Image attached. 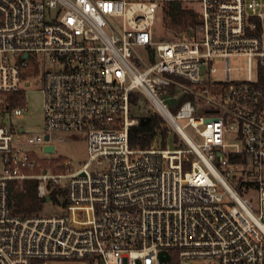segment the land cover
<instances>
[{
  "label": "built area",
  "instance_id": "1",
  "mask_svg": "<svg viewBox=\"0 0 264 264\" xmlns=\"http://www.w3.org/2000/svg\"><path fill=\"white\" fill-rule=\"evenodd\" d=\"M171 5L191 13L188 39L158 37ZM234 56L248 57L246 79H231ZM254 58L264 67V0H0V95L38 83L44 96L46 131L27 144L84 132L88 152L76 171L36 173L25 126L8 123L27 106L0 99V264H264ZM132 93L164 118V142L131 147ZM26 179L40 197L64 189L65 211L15 214L11 183Z\"/></svg>",
  "mask_w": 264,
  "mask_h": 264
},
{
  "label": "rangeland",
  "instance_id": "2",
  "mask_svg": "<svg viewBox=\"0 0 264 264\" xmlns=\"http://www.w3.org/2000/svg\"><path fill=\"white\" fill-rule=\"evenodd\" d=\"M189 19V18H188ZM188 19H185L183 24H188ZM187 21V22H186ZM158 37H164L165 39H174L177 35L182 36L187 29L184 30L174 27V21L168 16L166 9L160 13V19L157 25ZM191 36V34H189ZM137 51L143 57H147L144 49L142 47H137ZM214 66L218 69H223L225 67V60L216 59L214 61ZM231 66V79H246L248 77V66L249 60L246 56H234L230 59ZM260 67L258 65L257 59H253L252 63V73L254 79L258 78L260 74ZM213 77L225 79L224 72L218 71L213 74ZM24 96V98H23ZM43 93L41 91V86L35 83L32 87H25L19 93H5L0 95V99L5 100L6 103H12L15 105H26L27 110L25 112V118L22 120H17L10 113L8 115V123H11V119L14 124H21L25 126L26 133L23 136V142L25 143L24 149H33L32 154L35 160L40 165L36 168L35 172H43L47 170L51 173H69L76 171L87 161V135L84 132H60L53 133L51 136V142L56 145L55 151L53 153L44 152L43 148L38 145H28L26 140L30 135H41L46 131L44 122V111H43ZM10 112V110H8ZM152 113L148 100L140 95L139 103L132 108V115H144ZM187 133L197 141H201L198 137L196 131L192 128L187 129ZM228 143L235 142L234 136L228 137ZM170 147L173 146V142H168ZM250 159V158H249ZM66 164V165H65ZM237 175H242L241 173H236ZM66 180L62 181L64 185ZM65 196H60V203H55L48 201L44 204L41 214L44 215H58L65 211L62 206Z\"/></svg>",
  "mask_w": 264,
  "mask_h": 264
},
{
  "label": "trees",
  "instance_id": "3",
  "mask_svg": "<svg viewBox=\"0 0 264 264\" xmlns=\"http://www.w3.org/2000/svg\"><path fill=\"white\" fill-rule=\"evenodd\" d=\"M170 15L173 17L174 27L184 30L191 29V25L183 24V20L193 18L189 11L182 10L180 5L170 6ZM190 23V22H189ZM259 82L264 86V67L261 68L259 75ZM140 94H131V107L133 108L139 103ZM13 104L11 103L10 106ZM132 113V111H131ZM133 118H138V122L130 127V145L133 148H148L152 145L155 137L161 135L164 139L168 132V128L165 126L164 118L159 114H144V115H132ZM233 159V157H230ZM235 160L239 162H246L244 155L235 157ZM38 179H26L22 182L14 181L11 183V198L10 203L12 210L15 214L26 217L29 215H40L44 204L48 201L47 197H40L38 195ZM49 199L51 202L60 203V196H65L66 191L62 188H51L49 186ZM65 205V201L61 203Z\"/></svg>",
  "mask_w": 264,
  "mask_h": 264
},
{
  "label": "water",
  "instance_id": "4",
  "mask_svg": "<svg viewBox=\"0 0 264 264\" xmlns=\"http://www.w3.org/2000/svg\"><path fill=\"white\" fill-rule=\"evenodd\" d=\"M22 130H23V128H21V131ZM46 139L49 140L50 139V136L47 135L46 136ZM54 151H55V145H53V144H47L45 146V152H47V153H53ZM219 155H221V152L219 153ZM47 200H49V197H47Z\"/></svg>",
  "mask_w": 264,
  "mask_h": 264
},
{
  "label": "bare ground",
  "instance_id": "5",
  "mask_svg": "<svg viewBox=\"0 0 264 264\" xmlns=\"http://www.w3.org/2000/svg\"><path fill=\"white\" fill-rule=\"evenodd\" d=\"M189 34H191V29L186 31L181 37L184 38V39H188L190 37Z\"/></svg>",
  "mask_w": 264,
  "mask_h": 264
}]
</instances>
